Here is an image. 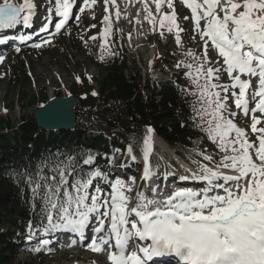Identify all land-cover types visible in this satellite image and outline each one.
Returning a JSON list of instances; mask_svg holds the SVG:
<instances>
[{"label": "snow or ice", "instance_id": "6c2138e0", "mask_svg": "<svg viewBox=\"0 0 264 264\" xmlns=\"http://www.w3.org/2000/svg\"><path fill=\"white\" fill-rule=\"evenodd\" d=\"M96 2L83 0L80 5L79 0H48L45 12L59 18L50 21L59 32L70 16L75 15L79 21L74 4L83 13ZM141 2L143 18L153 31L157 21L159 28L168 33L175 29L179 45L183 29L177 23L173 0H151L155 13L148 0ZM165 3L172 11L162 10ZM183 4L191 10L194 31L203 42L200 55L186 53L192 62L185 64L188 71L184 75L195 91H183L194 98L192 110L199 118L197 127L219 150L218 157L203 155L212 167L193 161L196 171L179 177L181 181L203 182L199 190L177 186L169 191L154 185V173L148 165L153 132L149 126L143 138L145 167L141 179L145 183L139 186L143 191L138 189L130 195L133 185L119 178L109 179L107 173L95 167L92 155L82 159L83 165L95 169L88 171L80 166V159L53 157L36 171L24 173L34 218H38L45 234L67 230L83 237L91 227L94 235L90 250L103 252L107 246L110 264H149L160 257H172L177 264H264V123L261 117L251 116V133L256 136L250 140L249 134L230 118L237 113L229 106L231 101L245 115L258 112L264 117V0H183ZM109 6L116 9L114 15L119 19L121 11L116 0H104L105 13H109ZM42 7L43 0H3L0 29L21 24L32 28L33 17ZM110 16H103L102 37H107L111 29ZM39 31L47 32L48 23ZM17 39L23 42L30 37L21 35ZM33 46L40 48L41 44ZM209 46L222 58V65L212 66L219 60L210 59ZM20 50L15 48L16 52ZM3 59L0 55V62ZM221 73L227 74L229 84L219 83ZM253 77H258V88L251 93L255 106L249 108L247 95ZM132 152L130 145L127 154L135 160ZM28 227L31 238L35 235L32 221Z\"/></svg>", "mask_w": 264, "mask_h": 264}, {"label": "trees", "instance_id": "16d2710c", "mask_svg": "<svg viewBox=\"0 0 264 264\" xmlns=\"http://www.w3.org/2000/svg\"><path fill=\"white\" fill-rule=\"evenodd\" d=\"M75 41L70 34L58 39L57 44L73 45ZM106 49L103 59L96 61L97 77L82 76L65 87L66 94L81 97V104L75 108L74 131L46 136L33 119L14 129L0 117V264H13L16 253L28 250L11 242L16 232H25L30 221L33 227H39L31 206V192L24 182L26 170L34 172L53 157L65 160L71 156L80 159V164L91 154L103 158L104 153L140 143L149 126L170 146L180 144L186 150L190 148L189 139L199 135V119L192 110L194 98L183 91H195L189 81L163 82L157 91L154 81L139 69L135 75L126 73L129 58L117 40ZM15 60V79L27 84L22 63L17 56ZM39 99L44 104L46 93H32L30 102ZM182 122L185 124L181 126ZM89 130L99 134L87 135Z\"/></svg>", "mask_w": 264, "mask_h": 264}, {"label": "rangeland", "instance_id": "374dc122", "mask_svg": "<svg viewBox=\"0 0 264 264\" xmlns=\"http://www.w3.org/2000/svg\"><path fill=\"white\" fill-rule=\"evenodd\" d=\"M12 2L21 3L23 0H12ZM0 3H3V0H0ZM122 3L123 2L120 0H116V5L121 11L119 19L114 15L116 9L109 6V13H111V29L107 37H102L100 33L105 27L102 23L103 16L109 13L103 11L104 0H97L93 10H87L84 13L86 18L82 16L79 21L74 18L68 28L59 35L58 38L67 37L70 34L74 35L76 41L73 45L67 43L59 45L57 44V38L55 42L48 46H42L40 48L28 46L24 50L21 48L20 52H14L13 50L14 53L12 52L10 56H6V58L0 62V117L5 118V121L16 129L26 121L31 120L33 110L41 106L40 99L33 104L30 102L32 93H35L37 96L40 93H46L48 99L51 95L58 96V92H65L64 87L77 80L78 77H97L99 68L95 62L100 59L104 54L105 47H108L114 39L118 40L121 45L120 48L126 51V56L129 58V63L127 64L128 69H126L127 74L130 73L135 75L136 70L140 69L143 76L145 74L151 76L156 83L159 81L162 82V80H168L169 77L166 75L165 70H167L169 66L165 61H161V59L157 60L156 55L164 59L165 56L163 54H165L166 51L173 54L175 52L186 54L194 50L185 45L187 38L191 40V35L187 32L180 35L181 43L179 45L176 43L175 37L177 32L175 29L172 33H168L167 30H165L163 31V36L159 33V36L154 38L150 34L152 26L148 24L147 21L144 20L145 23L141 27L140 24L136 22L137 20L139 21V17H141L140 11L138 10V13L131 12L130 14L128 8L125 7L124 3L122 6ZM45 6L46 5L43 3L41 9L42 13L44 12ZM132 8L135 9V6ZM149 8L153 11L151 5H149ZM162 10L164 12L172 11L168 9L167 4L163 5ZM153 12L155 13V9ZM131 23L132 30H130L129 33ZM177 23L181 24V20L177 21ZM92 25H96V27H92ZM91 30L93 31L91 37H95V39H91L90 37L91 42H82V40L86 38V35L92 32ZM53 40H51L50 43ZM192 40L193 42L191 45L194 46L196 40ZM102 44L104 45L103 48L101 47ZM16 56L22 63V70L28 78L29 82L27 84L22 83L23 81L18 82L13 74L14 62L17 61L15 60ZM152 57H154V67L151 66L152 63L151 60H149ZM221 78L222 80H226L227 74L221 75ZM94 88L96 89L95 83ZM157 90L159 89L157 88ZM64 95L62 97H64ZM5 109L7 111H5ZM231 111L235 112L234 110ZM239 127L246 131V127L244 125L241 126V123ZM247 133L249 134V132ZM250 135L251 134H249V137ZM152 137L154 139L151 140L152 151L149 157L151 168L154 169V173L159 171V166H161V161L163 160L165 163H169V165L165 166V169L168 171L173 169L181 173L184 168H187V170L192 173L196 171V164H194L193 161H198L201 164H208L209 167H212L209 162L203 160V155L218 157L219 150L210 140L205 141L201 145H199V140L194 141L188 151L184 150L180 145L171 147L166 143L168 149L172 151L171 152L170 150L164 149L162 140V142L159 139L156 141L155 137ZM251 138L254 139L253 136ZM129 158H131V156H129L127 152L125 156H122L120 151H117L113 157V161L115 162L121 159L122 161H127V165H130L132 160ZM173 158L178 162L179 167L175 164ZM152 181L154 182L153 179ZM173 183L174 182H172V184ZM202 183L203 182L199 183L200 186ZM141 184L142 183L139 181L132 184L133 192L130 193V195L134 196L135 191L138 189L143 191L144 189L139 188ZM164 185H166V183H164ZM187 185L188 186L185 187L194 189L200 188L196 183ZM108 190L109 189H106V191ZM35 249L32 253H16V260L13 264H108L104 259L98 260L95 256L87 252H78L77 250H70L68 252L65 247H63V249L62 247L56 249L53 252L43 251V248H39V251H35Z\"/></svg>", "mask_w": 264, "mask_h": 264}, {"label": "water", "instance_id": "95a60500", "mask_svg": "<svg viewBox=\"0 0 264 264\" xmlns=\"http://www.w3.org/2000/svg\"><path fill=\"white\" fill-rule=\"evenodd\" d=\"M81 104L78 97L53 96L32 112V119L39 130L45 132H68L76 126L75 108Z\"/></svg>", "mask_w": 264, "mask_h": 264}, {"label": "bare ground", "instance_id": "6f19581e", "mask_svg": "<svg viewBox=\"0 0 264 264\" xmlns=\"http://www.w3.org/2000/svg\"><path fill=\"white\" fill-rule=\"evenodd\" d=\"M123 1V0H122ZM149 1H151V0H148V4H149ZM123 3H124V5H125V7L126 8H128V10L130 11V14H131V12H137L138 10L140 11V13H141V17H139V24H140V27L145 23L144 22V15H145V13L143 12V3L141 2V0H124L123 1ZM123 3H122V6H123ZM133 6H135V9H133L132 7ZM138 13V12H137ZM135 15H136V13H135ZM132 16V15H131ZM134 18V17H133ZM131 21H132V19H131ZM134 22V21H133ZM130 30H132V23H131V26H130V29H129V33H130ZM136 31V30H135ZM137 33V32H136ZM35 41V39L33 38V42ZM51 97H53V95H51ZM157 138V137H156ZM155 138V140L157 141V139H159L160 141L162 140L161 138H157L156 139ZM163 141V140H162ZM161 141V142H162ZM160 143V142H159ZM163 143H164V149L165 150H170V149H168V147H167V145H166V143L163 141ZM164 150V151H165ZM171 151V150H170ZM168 152V151H167ZM172 152V151H171ZM186 175H190V174H186ZM165 177H166V175L164 176V183H166V185H164V188L166 187L169 191H171V189H175L176 188V186L175 185H178L177 183H173L172 184V181H169L168 179H165ZM186 183L187 184H191V183H196L197 185H199L200 186V182H195V180H191V179H189V180H186ZM163 188V189H164Z\"/></svg>", "mask_w": 264, "mask_h": 264}]
</instances>
